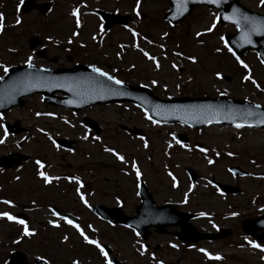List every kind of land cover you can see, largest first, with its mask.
Returning a JSON list of instances; mask_svg holds the SVG:
<instances>
[{
  "label": "rangeland",
  "instance_id": "rangeland-1",
  "mask_svg": "<svg viewBox=\"0 0 264 264\" xmlns=\"http://www.w3.org/2000/svg\"><path fill=\"white\" fill-rule=\"evenodd\" d=\"M11 1L15 0H0V17H3L0 78L4 76L5 68L29 62L32 55H28L31 53L28 43L37 37L49 46L48 56L54 59L49 58L48 63H44L53 68L67 67L75 62L94 64L116 74L122 81L148 86L163 98H215L225 94L264 107V64L253 52L243 56L241 62L234 58L226 47L224 36L234 34L236 29L221 28L215 11L197 8L174 27L164 21L169 8L165 0H140L139 4L137 0H38L39 4L53 2V9L46 14L32 11L23 15L24 23L14 27L17 22ZM242 2L252 11L264 14L261 0ZM97 10L117 13L131 21L127 28L116 26L106 35L97 30L102 24L95 14ZM74 11H78L83 20L76 38ZM94 40L100 41L95 43ZM74 41V47H80L78 43L82 41L86 49L79 54L71 53L75 58L70 62L67 52L63 48L57 49L56 44L63 46L68 42L73 45ZM14 49L19 51L13 54ZM62 112V109L43 103L39 95H33L26 98L24 106L14 108L0 118L3 126L0 127V139L4 141L0 143V157L16 151L30 155L29 160L22 161L19 167L0 169V214L20 211L30 217L28 224H32L28 227L31 235H25L24 227L15 228L0 215V264L9 247L23 250L60 247L66 251L61 264H73L74 261L77 264H104L100 258L102 254L94 249L96 246L86 243L70 224H67L66 232L47 226L52 219V207L82 216L81 231L99 245L106 243L115 248L127 264H264V252L253 248L251 244L257 243L246 238L242 231L244 221L264 214L263 129L239 131L214 126L194 131L183 125L161 126L129 105L101 106L80 115ZM86 117L102 124L98 137L82 126L81 120ZM16 121L28 130L29 142L23 135H7L3 124ZM123 127L132 131L139 129L143 135L128 134ZM174 134H184L188 145L178 143ZM51 137L74 141V150L57 147ZM18 144L22 145L21 150ZM198 144L204 151L198 149ZM113 152L123 157V162ZM37 161L44 167L40 168ZM230 167H239L260 176L238 177L229 172ZM187 169H192L198 176L194 183L189 180ZM137 172L149 184L158 203L173 201L181 206L189 205L185 209L202 217L223 220L225 228L235 230L236 234L232 233L223 242L207 244L203 249L208 255L202 256L199 247L191 251L183 248L175 251L168 246L171 236H155L152 246L161 245L157 256L145 252L141 258L133 247L143 245L138 241L136 244L135 238L120 227L94 223L85 210L87 202L91 205L90 201L93 205L108 207L121 204L126 212L131 211L138 203ZM40 173L48 176L50 182L46 183ZM64 174L81 177L86 182V191H83L82 184L72 182L71 178L66 181ZM213 181L234 186L240 193L224 194ZM5 199L10 200L13 207L4 203ZM39 221L42 222L39 227L44 225L41 233L31 228L39 229ZM34 233L38 236H33ZM68 247L75 248V251ZM216 256L220 257L219 260L229 258L230 261L209 258Z\"/></svg>",
  "mask_w": 264,
  "mask_h": 264
},
{
  "label": "water",
  "instance_id": "water-1",
  "mask_svg": "<svg viewBox=\"0 0 264 264\" xmlns=\"http://www.w3.org/2000/svg\"><path fill=\"white\" fill-rule=\"evenodd\" d=\"M171 8L165 19L173 24L183 21L199 6H206L218 11V18L223 26L234 25L238 33L227 37L230 48L238 55L254 50L264 62V16L248 10L241 0H168ZM31 2L28 4L30 6ZM264 8V3H263ZM109 25L113 22L107 17ZM107 76H100L92 68L77 66L67 70H44L27 67L13 69L0 81V113L13 107L24 105L23 97L39 92L44 101L57 106L71 108L74 111L85 106L109 103H133L140 107L154 121L160 124L182 123L194 128H202L213 124L239 125L251 128H264V108L246 102H240L220 97L219 99H175L165 101L157 98L150 89L131 88L113 83ZM61 93L64 98L55 97ZM85 125L95 127L92 120H86ZM136 133H140L136 131ZM18 157L16 160L15 157ZM27 160V157L10 155L0 158V168L8 169ZM240 173L239 170H235ZM241 174V173H240ZM227 190L226 188H224ZM141 218H129L122 210L99 208L116 224H132L142 229L143 236L147 235L149 216L153 214L150 195L143 198ZM138 213L140 208L137 209ZM144 212V213H143ZM154 214V221L160 223L165 214ZM139 221V222H138ZM158 229L160 225H156ZM247 234L256 237L264 244V216L247 221L244 224ZM260 231L261 234H257Z\"/></svg>",
  "mask_w": 264,
  "mask_h": 264
},
{
  "label": "snow or ice",
  "instance_id": "snow-or-ice-1",
  "mask_svg": "<svg viewBox=\"0 0 264 264\" xmlns=\"http://www.w3.org/2000/svg\"><path fill=\"white\" fill-rule=\"evenodd\" d=\"M139 2H140V0H137V4H139ZM261 2L264 3V0H261ZM73 15L75 16L76 13L73 12ZM2 21H3V17H0V28H2ZM17 23H19V21H17ZM145 55H147V54H145ZM149 59H151V57H149ZM4 70H5V72H7V69H6V68H5ZM93 71H94V72H98V74H99L100 76H106V74H105L104 72H101L99 69L93 68ZM107 79L112 80V77L109 76V77H107ZM113 83L119 84L120 81H118V80H114ZM0 127H3V126L0 125ZM237 127H239V125H237ZM3 142H4V141H3L2 139H0V143H3ZM177 142L179 143V141H177ZM107 150H108V149H106V151H107ZM201 151H204V149H201ZM113 155H116L117 159H118V160H121V161L123 162V157L119 156V155L116 154L115 152H113ZM36 163L39 165L40 168H43V167H44V165H43L42 163H40V161H37ZM209 163H212V161L209 160ZM40 175H41V177L44 179V181H45L46 183L50 182V178H49L48 176L44 175V173H40ZM139 175H140L139 172H137V177H138V178H139ZM76 183L79 184L80 181L77 180ZM81 199L83 200V196H81ZM4 203L8 204L9 202H8V201H4ZM0 215H3V216L6 217L8 220H13V217H12L11 215H9L8 213H3V214H0ZM53 215H56V213L53 212ZM16 222H17V223H20V224H23V221H19V220H18V221H16ZM65 222L68 223V224H70L73 228H75L76 231L80 234V236L83 237V239L85 240L86 243H88V244H95V246H96L98 249H100L101 253L105 255V259L107 260V254L104 253V249H103L98 243H96L94 240L89 239V238L84 234V232L81 231V229H80L76 224H74L71 220L66 219ZM54 226H57V227H58V225H54ZM24 234H25V235H31V233L28 232L27 227H25ZM65 239H67V237H65ZM251 246H252L253 248H259V250H260L261 252H264V247H260L259 245L255 244V243H252ZM205 255H208V253H205ZM209 258H211V259H217V260L220 259L219 256H216V257H209ZM73 264H77V262L74 261Z\"/></svg>",
  "mask_w": 264,
  "mask_h": 264
},
{
  "label": "flooded vegetation",
  "instance_id": "flooded-vegetation-1",
  "mask_svg": "<svg viewBox=\"0 0 264 264\" xmlns=\"http://www.w3.org/2000/svg\"><path fill=\"white\" fill-rule=\"evenodd\" d=\"M51 60H53V59H51ZM66 176H67L66 174L63 175V177H66ZM133 210H134V208H133ZM13 250L17 251L18 249L15 248ZM23 252L25 254V263L26 264H33V262L37 259L38 254L32 253V252H40L42 257L46 258L52 264H60V261L64 257L63 251L60 249V247H29V249H27ZM30 259L32 261H30Z\"/></svg>",
  "mask_w": 264,
  "mask_h": 264
}]
</instances>
